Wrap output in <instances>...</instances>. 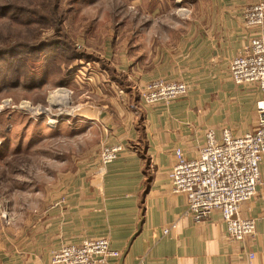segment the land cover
I'll return each instance as SVG.
<instances>
[{
	"label": "crops",
	"instance_id": "obj_1",
	"mask_svg": "<svg viewBox=\"0 0 264 264\" xmlns=\"http://www.w3.org/2000/svg\"><path fill=\"white\" fill-rule=\"evenodd\" d=\"M262 1L129 0L132 19L120 29L127 33L114 32L102 55L129 87L110 75L115 94L102 99L96 88L90 99L83 93L77 110L82 123L99 129V144L76 177L30 217L12 264H53V252L96 238L110 239L121 253L108 264H264V159L257 194L240 211L257 223L245 242L228 238L219 213L196 222L187 214L186 195L174 194L169 181L177 149L193 159L209 130L220 138L225 127L235 135L257 127L263 94L237 86L230 63L264 33L244 20ZM157 79L183 81L189 92L169 105H147L140 95ZM104 144L125 147L107 166L94 159Z\"/></svg>",
	"mask_w": 264,
	"mask_h": 264
},
{
	"label": "rangeland",
	"instance_id": "obj_2",
	"mask_svg": "<svg viewBox=\"0 0 264 264\" xmlns=\"http://www.w3.org/2000/svg\"><path fill=\"white\" fill-rule=\"evenodd\" d=\"M130 6L129 0H0V264L18 261V236L28 232L30 217L92 159L88 150L101 133L81 122L83 93L115 94L110 75L129 87L102 55L114 32L127 33L120 29L132 19ZM99 152L94 159L101 165Z\"/></svg>",
	"mask_w": 264,
	"mask_h": 264
},
{
	"label": "built area",
	"instance_id": "obj_3",
	"mask_svg": "<svg viewBox=\"0 0 264 264\" xmlns=\"http://www.w3.org/2000/svg\"><path fill=\"white\" fill-rule=\"evenodd\" d=\"M249 28L264 27V1L245 11ZM230 75L237 86L257 87L263 97L258 103V125L243 135L231 128L222 129L220 138L209 130L197 157L188 159L181 149L175 152L176 164L169 172L174 194L187 197V214L203 222L219 213L226 225L228 238L245 242L257 232L255 219L241 217L244 203L253 199L261 183L260 165L264 159V33L253 38L241 55L230 63ZM189 86L183 81L157 79L142 92L147 105L170 104L184 98ZM125 147L104 144L99 152L101 166L115 161ZM168 230L164 233L168 234ZM121 253L107 238L88 239L80 245L69 244L53 252V264H108ZM250 258H254L251 254Z\"/></svg>",
	"mask_w": 264,
	"mask_h": 264
}]
</instances>
